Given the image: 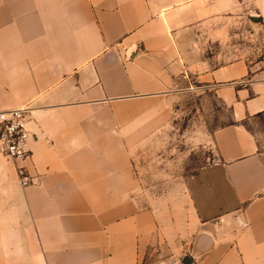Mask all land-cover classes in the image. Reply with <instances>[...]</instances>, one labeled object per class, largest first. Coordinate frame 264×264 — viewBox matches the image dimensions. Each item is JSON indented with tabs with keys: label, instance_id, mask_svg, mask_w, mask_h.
Segmentation results:
<instances>
[{
	"label": "crops",
	"instance_id": "0c3cea01",
	"mask_svg": "<svg viewBox=\"0 0 264 264\" xmlns=\"http://www.w3.org/2000/svg\"><path fill=\"white\" fill-rule=\"evenodd\" d=\"M218 5L0 0V111L27 108L30 132L26 159L0 155V264H264V66L204 54ZM190 76L231 122L201 185L149 202L130 146Z\"/></svg>",
	"mask_w": 264,
	"mask_h": 264
},
{
	"label": "rangeland",
	"instance_id": "374dc122",
	"mask_svg": "<svg viewBox=\"0 0 264 264\" xmlns=\"http://www.w3.org/2000/svg\"><path fill=\"white\" fill-rule=\"evenodd\" d=\"M211 1L219 4L220 19L212 17L209 25L195 31L201 37L194 36L204 54L213 64L244 58L264 66V0ZM167 99L166 123L147 130L130 146L135 173L149 202L183 201L186 193L181 190L201 185L202 176L217 160L213 132L231 122L230 110L214 89L194 77L181 81ZM263 127L261 117L256 129Z\"/></svg>",
	"mask_w": 264,
	"mask_h": 264
},
{
	"label": "built area",
	"instance_id": "2783aa9c",
	"mask_svg": "<svg viewBox=\"0 0 264 264\" xmlns=\"http://www.w3.org/2000/svg\"><path fill=\"white\" fill-rule=\"evenodd\" d=\"M29 136L27 108L0 111L1 156L14 162L26 159L29 155L26 149V142ZM29 183V178L25 175H21V186H26ZM242 225L246 226L245 223Z\"/></svg>",
	"mask_w": 264,
	"mask_h": 264
},
{
	"label": "water",
	"instance_id": "95a60500",
	"mask_svg": "<svg viewBox=\"0 0 264 264\" xmlns=\"http://www.w3.org/2000/svg\"><path fill=\"white\" fill-rule=\"evenodd\" d=\"M182 262H183L184 264H191V261L189 260V258H188L187 256H184V257L182 258Z\"/></svg>",
	"mask_w": 264,
	"mask_h": 264
}]
</instances>
